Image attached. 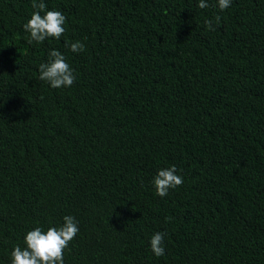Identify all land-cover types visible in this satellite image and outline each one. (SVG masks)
Instances as JSON below:
<instances>
[{
	"label": "trees",
	"instance_id": "obj_1",
	"mask_svg": "<svg viewBox=\"0 0 264 264\" xmlns=\"http://www.w3.org/2000/svg\"><path fill=\"white\" fill-rule=\"evenodd\" d=\"M43 2L66 31L37 44L33 0H0V264L65 216L64 264H264V0ZM51 50L71 87L39 79Z\"/></svg>",
	"mask_w": 264,
	"mask_h": 264
},
{
	"label": "clouds",
	"instance_id": "obj_2",
	"mask_svg": "<svg viewBox=\"0 0 264 264\" xmlns=\"http://www.w3.org/2000/svg\"><path fill=\"white\" fill-rule=\"evenodd\" d=\"M232 0H218L220 11L231 6ZM46 4L41 0L37 3L33 0L32 8L35 11L31 18L23 25L25 32L30 34L28 43L44 42L47 38L59 39L66 31V16L61 11H46ZM198 7L206 9L209 4L205 0H199ZM43 13V15L41 14ZM220 16L215 17V24L219 25ZM213 20H206L205 24L210 31H215ZM73 53L83 52L85 45L82 42H74L70 45ZM39 79L47 81L54 89L71 87L76 80L73 69L66 57L58 50L49 52L47 63L39 65ZM177 168L171 166L161 169L154 178L156 194L163 198L168 195L170 189H176L183 184V177L177 174ZM79 232L78 221L73 216H65L63 225L49 227L47 231L41 227H35L29 231L25 238V248L16 245L11 252V264H64V250ZM151 251L155 256L165 254L164 233L157 232L150 239Z\"/></svg>",
	"mask_w": 264,
	"mask_h": 264
}]
</instances>
